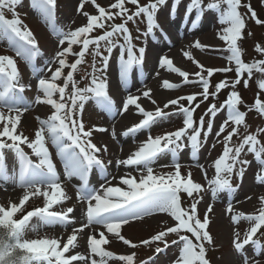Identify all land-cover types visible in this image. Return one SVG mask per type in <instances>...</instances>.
I'll use <instances>...</instances> for the list:
<instances>
[{"label": "snow or ice", "instance_id": "6c2138e0", "mask_svg": "<svg viewBox=\"0 0 264 264\" xmlns=\"http://www.w3.org/2000/svg\"><path fill=\"white\" fill-rule=\"evenodd\" d=\"M21 2L22 0H0V39H6L15 55L22 58L33 69V78L37 80L38 93L34 103L49 105L54 111L47 119L36 117L39 127L35 131L34 138L29 139L23 133L18 132L21 116L29 110V104L21 94L25 91V87L30 88L31 85L26 86L20 82V74L12 57L0 55V122H3L0 128V138H7L0 139V187L11 182L23 190L19 203L10 201L7 207L0 206V264H72L73 261L89 264V260L90 264H107L105 258H115L123 261L124 264H134L135 253L114 257L112 252L102 247L109 243L106 233L114 234L125 245L136 247L120 234L121 227L129 224L130 221H143L145 217L158 213H166L172 218L174 224L166 226L149 239L141 241V244L147 246L154 242L162 243L163 248L155 249L157 254L166 250L170 243L178 245L179 254L172 264H210L206 258V245H213L214 241L206 229L210 223L209 213L213 205L206 206L203 220H201L198 215V205L203 200L200 194L205 191V186L194 182L190 172L187 178H182L181 164L175 157L185 148L191 150L193 157L197 155L202 143H206L212 133L215 116L226 105L227 117L215 133L218 138L216 143H221L219 138L226 133L222 137L223 151L214 161L215 178L208 179L204 166L196 165L205 175L212 199L215 200L218 193L222 191L234 194L238 190V186L233 187L231 179L235 175L242 181L246 167L251 163L246 159H241L242 154L254 155L260 166L257 182H264V145H260L258 140V135L264 133V128H258L255 134L244 135L238 144H232L233 137L239 135L238 126L245 123L246 116V113L238 108L242 101L237 91H230L227 99L219 108L214 103L210 104L204 115L199 118L198 123L193 116L196 108L200 106L199 103L193 106L197 95L202 97L203 101H207L210 96L215 99L221 89L229 86L235 89L240 84V78L244 72L248 73L249 79H251L253 69L264 73V59L253 63L242 61V49L238 41L243 38L246 21L245 14L239 9L246 8L247 13H250V18L257 24H262L264 21L257 18L250 4H242L241 0H215L206 6L203 5L202 0H190L186 9L188 13L195 9L197 19H199L200 13L205 9L215 10L219 14L218 22L227 25L218 32V38L227 44V51L230 55L226 57V60L230 63L234 62L236 79L230 83L222 80L215 85L214 91H210L208 77L217 71L225 73L232 71L231 67L206 69L207 77L201 72H196L195 76L198 79L193 82L188 80L189 74L186 71L174 67L170 58L161 55L155 73L157 77L160 76L161 70L166 69L168 72L178 73L184 78L185 83L199 84L202 91L168 99L163 109L157 106L154 110H146L139 101L143 97L156 105L157 101L151 95L152 89L148 88L144 91L137 89L139 93L137 95L130 92L127 87L129 73L134 67L142 68L143 66L146 44L139 47L134 44L127 25L129 22L136 23V19L143 15L146 18L147 27L142 35L148 37L154 34V30L159 29L156 13L161 6L166 4L167 0H150L147 5H141L139 0H115V3L109 5L111 9L118 10L115 13L106 11L104 7L96 3V0H90L98 14L82 11L87 0H80L77 12L87 18L86 24L68 31H64L54 23L57 0H31L32 7L38 10L42 22L57 40V50L54 56L45 62V69L39 70L35 68L34 61L43 55L42 50L31 30L22 24L15 12L16 6ZM126 3L134 5L135 11H130L125 6ZM178 3L179 0H174L173 9ZM222 5H226V9H222ZM5 11L12 13L13 18H6ZM114 16L122 18V22L107 25L110 30H104L98 36H90V33L96 29H106V22L112 21ZM195 23L196 21H193V24ZM137 31H139L138 28ZM160 31L165 37L167 36L162 29ZM248 34L251 35V33ZM136 39L139 40L140 36ZM74 46H79L78 52L74 51ZM90 46H93L90 51L91 71H85L81 76V81H87V83L80 87V81L75 79L74 74L79 71V66L85 63V56L89 53ZM194 47L202 49L205 46L197 41ZM114 49H119L117 57L119 79L125 86V91L128 92L118 112L123 115L129 112L130 106H133V115L142 116L138 122L127 127L122 135L135 136L141 130L150 129L157 120L167 119L173 113L166 112L164 109L170 106H176V111L183 116L182 127L155 137L149 131L147 139L140 142L139 146L126 158L116 159L117 169L121 166L125 169L132 168L139 174L138 176L128 171L119 177L108 174L107 165L98 155L102 152L107 153L108 148L106 145L98 147L92 142L94 131L106 132L108 130L96 126L86 129L82 120L83 110L90 100L95 101L109 112L116 107L108 94L107 77V69ZM255 50L264 54V47L259 44L256 45ZM183 55L192 60L189 52L184 51ZM69 57L74 59L70 62ZM193 63L197 64L201 71H205L204 66L198 61L193 60ZM40 71L45 74L39 75ZM243 83L247 88L248 79H245ZM179 87H181L180 84L169 82L167 79L163 80L165 89L174 90ZM258 88L264 91V80L258 81ZM57 94L58 99L54 98ZM184 100L187 101L188 106L182 103ZM252 107L264 116V101L259 99V93ZM5 108L8 113L14 115H5L3 112ZM206 116L211 118L207 120L205 128ZM230 123L231 130L226 131ZM115 135L113 130L114 139ZM48 142L57 149V155L64 162L65 178L70 181L73 176H77L81 181L80 185L73 186L76 202L81 211L79 219L70 215L74 214L75 205L67 207L64 211L51 210L54 205L68 201L70 196L62 187V182L46 147ZM22 145L31 149V154L37 158L36 161L25 153ZM215 146L216 144H213L212 148ZM6 150L14 155L16 161L11 172L6 164ZM165 154H170L173 159L169 165H161V167H171L173 171L155 173L153 164L158 157ZM112 163V160L108 161V164ZM94 168L99 170L104 180L98 189L88 185V175ZM117 179L119 184L113 186V181ZM181 193L191 198L189 206L182 207ZM31 197H43V206L24 213L20 219H13L14 214L23 212L26 202ZM260 200L259 214L248 215L240 212L230 217L234 225L241 220H246L250 224L243 233V239H241V232L234 229L232 243L235 252L243 256L242 264H259L258 260L250 258L244 252L246 246L250 244L254 246V256L260 254L255 251L256 248L264 249V245H261L259 239L256 238L258 231L264 227V197ZM226 212L233 213L231 198ZM33 218L37 219L38 224H31ZM77 224L78 227L73 226L71 233L66 234V239L63 238L64 234H61V237L24 238L25 230L29 227L35 232L46 226L60 225L67 229L68 226ZM96 226H101L106 230V232H99V238L95 235ZM86 229H91V231L85 236ZM169 234H175L177 237L170 243L167 240ZM78 238L85 239L90 254L86 256L76 252L66 257L65 253L74 252L78 247ZM93 255L100 257V261L92 259Z\"/></svg>", "mask_w": 264, "mask_h": 264}, {"label": "rangeland", "instance_id": "374dc122", "mask_svg": "<svg viewBox=\"0 0 264 264\" xmlns=\"http://www.w3.org/2000/svg\"><path fill=\"white\" fill-rule=\"evenodd\" d=\"M150 0H139L141 5H147ZM210 2H215V0H202L203 5H207ZM96 3L101 7H104L107 11L115 13L116 9H111L110 4L115 3V0H96ZM174 0H167L166 4L161 6L156 13V21L159 25V28L165 27L169 23L171 18L178 19L177 23L180 25V32L185 31V34L177 39L176 44H172L168 41L170 39H175L177 36L176 33L174 37L170 33L168 38L163 37L161 32L158 29L154 30V34H150L148 37H144L142 33L146 31V18L141 15V17L136 19V23L129 22L127 27L130 29V32L133 37V42L138 47L139 46H149L151 43L155 42L158 46V54L153 55L151 51L146 54L145 61L142 68L134 67L133 70L129 73L128 80L131 78L128 84H135V88L130 90V92H135L137 89L147 90L148 88L152 89V98L157 101L156 105L151 103V106H147L144 103H141L146 110H154L155 107L159 106L163 109L164 103L168 99H174L181 96H186L190 94H196L202 91V87L196 83H185L184 78L180 77L178 73L168 72L166 69L161 70L159 77L155 75L157 71V65L159 57L161 55L167 56L173 62L174 67H179L182 71H186L189 76V81H197L195 76L196 72H201L202 75L207 77L206 69H222L225 67H231L232 71L229 72H214L211 77H208L210 81V91L215 90V85L222 81L227 80L229 83L236 79L235 73V64L234 62H229L226 60V57L230 55L227 51V44L225 41H222L218 38V32L222 30L223 27L227 25H222L218 22L219 14L215 10H207L200 13V18L197 19L196 10L193 9L191 17H195V24L190 21L191 17H186L184 10L187 9V5L190 3V0H179V3L173 9ZM242 4H250L252 9L256 12L257 18L261 21H264V0H241ZM80 4V0H57L55 8V21L54 23L62 28L64 31L70 29H75L79 26L86 24V17L77 12V8ZM130 11H135V6L129 3L125 5ZM226 5H222V9H226ZM82 11H87L89 14H98L95 7L91 4L90 0H87L85 7ZM239 11L245 14L246 27L243 30V38L238 41L239 47L242 49V61L244 63H253L259 60L264 59V54L259 53L255 50L257 44L261 47H264V23L257 24L254 20L250 18V13H247V9L241 7ZM15 12L18 14V18L22 21L23 25H26L28 29L31 30L35 39L38 42L39 48L42 50L43 55L38 57L34 61L35 68L45 69V62L50 60L57 50V40L50 32L49 28L42 22L38 10L34 9L31 5V0H22V2L16 6ZM187 12V11H186ZM174 13V14H172ZM5 16L12 19L13 15L10 12L5 11ZM182 19V22L180 20ZM122 22V18L115 17L112 21L106 22V29H96L90 36L94 37L102 34L104 30H110L107 28V25L112 23L119 24ZM137 28L139 31H137ZM248 33H251L249 35ZM222 34V33H221ZM140 36V39L137 40L136 37ZM157 37L154 39V37ZM154 40V41H153ZM153 41V42H152ZM199 42L201 45H204L202 49L194 47L195 42ZM122 42V39H121ZM66 46V45H65ZM89 53L85 56V63L79 66V71L75 73V79L80 81L79 86L83 87L87 81H81V76L85 71H91L92 56ZM185 48L183 51L182 49ZM103 50V49H102ZM177 50L179 52V57L181 61H176L174 58L169 55L170 51ZM74 51H79V46H74ZM153 51V50H152ZM187 51L190 53L192 60L184 57L183 52ZM0 55L10 56L15 59L16 66L20 74V82L24 85H31L30 88L25 87V91L21 94L24 99L29 104V110L21 116L20 123L18 124V132L23 133V135L29 137V139L34 138L35 131L39 127V123L36 119L39 116L42 119H47L51 113L54 111L51 106L46 104H36L34 99L37 93V80L33 78V69L20 57L15 55V52L12 51L8 45L6 39H0ZM119 55V49H114L112 58L109 61V66L107 69L108 77V94L115 102V109L111 112L104 110L101 105L96 104L95 101H88L85 105V108L82 113V120L84 122L85 128H92L96 126L97 128H105L108 131L98 132L94 131L92 136V142L95 143L98 147L101 145H106L108 148L107 153H99L100 158L103 159L105 165H107V173L110 175L119 176V173H124L125 171L132 172L133 175H139L132 168L125 169L123 166L117 169L115 166L116 159L126 158L129 154L124 153L123 151L128 147H138L140 142L147 139L148 132L150 131L152 136L162 135L164 132L175 131L176 129L182 127V114L176 111V106H170L164 111L173 113L167 119L157 120V122L151 126L148 130H141L135 136L129 135V139H119L121 137H127L122 135L124 129H121L115 126V122L121 118L122 115L119 114L118 109L122 107V100H119L112 93L111 88L109 87V81L112 77L116 81L119 79V63L117 57ZM74 58L69 57L71 62ZM98 59V58H97ZM193 60L198 61L199 64L204 66L205 71H201V68L197 64L193 63ZM99 66V64L97 65ZM43 71L39 72V75H44ZM113 79V78H112ZM167 79L169 82L180 84L181 87L169 90L163 88V80ZM241 82L236 86L235 89H232L231 86L228 88L221 89L217 94L216 98L213 99L211 96L207 101H203L202 97L197 95V99L194 102L199 103V107L196 108L194 112V120L198 123L199 118L204 115L206 109L210 104H215L217 108L227 99L230 91L235 90L239 93L241 97V103L238 105L240 111L245 112V123L241 126H238V136L233 137L232 144L236 145L247 134H255L258 128H264V116H261L258 111L252 107L255 100L257 99V94L259 93V99L264 101V91H260L258 88V81L264 80V73L253 69L251 79H249L248 73L244 72L241 75ZM248 79V87L245 88L243 81ZM130 84V85H131ZM138 84V85H137ZM132 87L129 86L128 89ZM118 90L124 91L125 87L117 86ZM156 91H161L162 93H167L168 97H157L155 95ZM54 98L58 99V94ZM182 103L185 106H188L187 101L184 100ZM134 111V107L130 106ZM251 108V110H249ZM5 115L10 116L14 115L13 113H8L7 109H3ZM135 118V121L138 122L142 119L140 115H132ZM227 117V106L225 105L224 109L220 110L214 118V126L212 133L209 135V138L206 143H202V147L195 157L192 156L191 150L185 148L183 151L177 153L175 159L181 164V175L182 178H187L188 173H191V179L194 182L200 183L205 186V191L200 195L203 196L202 202L198 205V215L201 220H203L204 212L208 204L213 205L212 211L209 213L210 223L207 227V231L210 233L214 243L213 245H206V258L209 260L210 264H242L243 256L235 252L233 247V234L234 229H237L241 232V239H243V233L246 229L249 228L250 224L246 220H241L237 225H234L231 221V215L243 212L248 215L259 214V209L261 208V197H264V182H257V173L259 170V164L255 160L254 155L242 154L241 159H246L251 163L246 167L242 181L233 175L231 183L233 187L238 186V190L234 194H229L227 191H222L218 193L215 200L212 199L211 192L208 190V185L205 180V175L201 172L200 168L196 165H203L207 173L208 179L215 178V169L214 161L223 151L222 137L226 133L222 134L219 138L221 143H216L217 137L215 136L216 131L219 129V125ZM210 116L205 117V128L207 126V120L210 119ZM3 122H0V128H2ZM231 123L226 131L231 130ZM113 130L115 131V139L112 136ZM7 139V138H0ZM203 142V137L201 136ZM258 140L260 145H264V133L258 135ZM135 141V143H134ZM216 144L215 148H212V145ZM25 153L29 154L33 161H36L37 158L31 154V149L27 148L26 145H22ZM48 151L51 155L52 162L55 165L56 171L62 182V187L65 189L66 194L70 196L68 201H64L62 204L54 205L51 210L54 211H64L67 207L76 206L79 207L76 214L74 215L77 219L81 217L80 206L77 205L75 188L74 185H80L81 181L79 177L73 176L71 180H67L64 175V162L57 155V149L48 142L46 144ZM246 151V149H245ZM6 164L9 172L12 171L16 161L14 155L7 151L5 152ZM173 157L170 154L161 155L153 164L155 173H168L172 172L171 167H161V165H169ZM112 160V164H108V161ZM104 183V180L101 178V173L98 169H93L88 175V185L92 188H99L100 184ZM119 184V180L113 181V186ZM3 189L7 190V194L0 197V206L7 207L9 202L19 203V196H16L14 199H11V194L15 190H22L16 187L13 183L8 182L3 185ZM196 194L194 193V196ZM250 197V199H248ZM231 198V203L233 206V213L226 212L229 200ZM182 207L189 206L191 198H189L185 193H181ZM43 197H31L28 202H26L23 212H17L14 214L13 219H20L21 216L28 212L30 209L43 206ZM166 222V223H164ZM32 225L38 224L36 218L31 220ZM174 221L166 213H158L151 217H145L143 221H130L129 224L123 225L120 229V234L125 238L131 241L132 244L136 247H131L125 245L122 240H119L114 234H107L106 238L109 240V243L102 245V247L109 252L114 254V257L121 255H129L135 253L134 264H172V261L176 259L179 254V246L172 245L170 242L177 237L175 234H169L167 240L170 243V246L163 252L157 254L155 249L157 247L163 248V244L160 242H154L150 245H143L141 241L149 239L151 236L157 232L163 230L166 226H172ZM78 227L79 225H70L65 229L60 225L43 227L38 231H33L31 227L27 228L24 233L25 239H39V238H48V237H61V234H64L63 238L66 239V234L71 233L72 227ZM91 229L85 230V236L89 234ZM105 231L101 226L95 227V235L99 238V232ZM190 236V234H188ZM261 245H264V227H262L258 233L257 237ZM194 239V238H193ZM78 247L74 252L65 253L67 257L70 254H75L79 252L81 254L89 255V250L86 247L85 239H79ZM62 246V245H61ZM255 251L259 252V255L254 256V246L248 245L245 247L244 252L252 259L258 260L259 264H264V249L256 248ZM151 256V259L148 262L141 261L145 257ZM92 259L100 261V257L91 256ZM107 264H124L123 261L118 259H108ZM141 261V262H140ZM72 264H81L79 261H73ZM90 264V260H89Z\"/></svg>", "mask_w": 264, "mask_h": 264}, {"label": "bare ground", "instance_id": "6f19581e", "mask_svg": "<svg viewBox=\"0 0 264 264\" xmlns=\"http://www.w3.org/2000/svg\"><path fill=\"white\" fill-rule=\"evenodd\" d=\"M167 29H170L172 34L175 35L176 32L178 31V36L175 38V39H170V43L172 44H176L177 43V39L181 36H183L185 34V31L183 32H180L176 23L174 21H172L170 24L167 25ZM185 48L182 49V51L184 50ZM169 55H171L174 60L176 61H181L180 60V57H179V52L177 50H172L170 51ZM113 78V79H112ZM111 80L109 81V87L111 88L112 90V93L115 95L116 98H118L119 100H122L123 98L126 97V95L128 94V92L125 91H122V90H118L117 86H122L121 84V81H116V78L114 80V77H112ZM131 84V83H130ZM127 84V87L129 86H132L130 87L128 90H133L136 86L135 84ZM138 85V84H137ZM124 86V85H123ZM125 87V86H124ZM141 91H143V89H141ZM133 94H139L137 93V91L133 92ZM155 95L157 97H168L167 93H162L161 91H156L155 92ZM140 103H144L145 105L147 106H151V101L148 100L147 98H141V100L139 101ZM133 115V110L130 108L129 112L128 113H125L121 116L120 119H118L116 122H115V126L121 128V129H126L127 127L131 126L133 123H135V118L132 116ZM130 137H120L119 136V139H129ZM137 147H128L126 148L123 152L126 153V154H130L132 151H134ZM119 175H122V173H119ZM119 177V176H118ZM7 194V190L6 189H3L2 187H0V197H2L3 195H6ZM23 194V190H15L12 194H11V199H14L16 196H22ZM78 209L79 207H76V214L78 212Z\"/></svg>", "mask_w": 264, "mask_h": 264}]
</instances>
